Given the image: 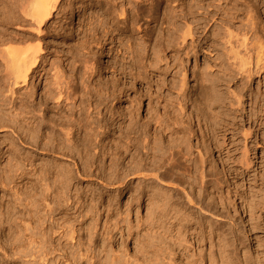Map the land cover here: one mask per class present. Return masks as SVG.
I'll list each match as a JSON object with an SVG mask.
<instances>
[{
	"label": "bare ground",
	"instance_id": "bare-ground-1",
	"mask_svg": "<svg viewBox=\"0 0 264 264\" xmlns=\"http://www.w3.org/2000/svg\"><path fill=\"white\" fill-rule=\"evenodd\" d=\"M71 1L24 0L23 5L22 1L21 5H18L22 7L19 9L21 12L23 10V17H31L30 21L40 29L52 19H57L60 15L66 18L72 13L74 6L72 3L68 5ZM239 1L243 2L241 7L233 4V0H125L121 3H118V0H92L95 5L100 6L104 14L99 16L92 12L85 20L88 21L86 30L78 35L82 36L81 39L75 41V48L71 50L69 47L72 52L69 51L70 56L66 59L67 69L61 66L62 63L59 66L50 64V69H47L44 66L48 62L44 57L43 47L40 43L35 46L29 43L32 38L28 35L29 40L20 37L13 42L23 44V47L20 45V48H11V41L7 43H11L10 48L2 50L9 60L4 77L8 84L11 83V87L10 84V88L6 85L8 91H4L5 87L2 91L0 89V133L12 134L20 144L33 146V151L41 152L45 157L55 154L69 160L74 164V168L66 166L69 170H63L64 173L63 168L59 166L57 170L62 168L61 172L54 173L51 171L53 163L49 169L47 166L50 163L38 168L32 159L28 162L31 171L34 173L35 170L41 178L39 181L44 183L41 186L42 193L40 190L38 194L36 189L39 185H33L32 181L30 188L15 195V201L20 202L19 207L25 208L23 215H20L23 212L20 213L19 207L14 204L15 207L11 206L12 202L9 206L0 205V252L6 254L4 258H11V251L16 256L20 254L21 257H30L32 262L29 259L27 264L37 261L42 264H136L137 262L126 260L120 250L116 251L108 244L116 240V234L131 237L134 229L131 223L133 209L146 207V222L163 224L166 221L171 228L175 225H190L191 229L200 226L203 230L215 232L218 238L217 264H264V238L259 236V226L254 225L252 230L247 231L241 215L232 214L228 208H223L224 205L220 204L221 208L214 201L210 190L215 184H222V181L217 178L218 173H213L209 168L206 157L208 153L205 154L198 145V148H194L179 124L186 122L185 117L190 122H198V126L201 122H248V128L243 127L244 133L242 132L245 151L239 160V164L247 168H250L253 162L249 156L250 144L258 146L261 140L264 141L263 134L261 135L264 122V91L254 93L250 89L254 77L264 71V33L260 31L259 23L261 15L253 0ZM143 3H149L147 11L141 9ZM163 5H166L164 10ZM197 13L202 18H197ZM9 15L12 16L11 13ZM243 16L246 17L245 21ZM83 17L87 16L82 14L81 18ZM15 19L12 20H18ZM218 20L221 22H217ZM142 21L147 22L145 30L144 25H141ZM211 23L212 27L215 26L211 32L213 39L209 40L210 37L206 35L204 37L209 40V43L206 41V45L209 44L208 49L200 43L197 46L198 37L207 31ZM153 24L162 27L163 31L159 36L154 34V27H151ZM101 31V34L104 33L103 39ZM116 32L121 36L119 46L116 44V36H113ZM135 32L144 36H139L137 40L133 35H129ZM110 38L112 42L109 45L112 47L108 54H112L113 58L110 68L113 70V80L90 82L89 79L102 70L100 59L97 52H93L92 44L107 43ZM6 39H0L3 40L1 43L4 44ZM200 46L211 54L216 53L221 75L218 74V78L213 79L205 72L197 73V86L189 95L188 89H185L188 85L186 76L183 75L181 84L177 81L171 83L165 77L166 66L169 63L174 71L178 68L180 71L186 60L198 54ZM119 52H123L124 56L130 59L128 67L125 58L124 61H117ZM167 52L174 54L170 57ZM83 67L85 70L82 71L85 73L80 74ZM39 69H42V72L39 73ZM50 71L54 73L51 74L53 80L49 82L48 76L52 73ZM38 73L40 76L42 73L47 76V84L42 89L39 101L33 93L35 91H28L30 87L33 88L31 81ZM85 74L88 76L85 77ZM176 74L177 71L174 79ZM148 75L162 82L156 83L153 80L155 85ZM128 77L135 83L139 81L141 85L146 86L142 97L149 101V115L144 121L139 117L140 113L138 115L135 109H132L133 105L126 110L121 109L119 116V111L116 114V111L113 112L114 110L108 107L115 101L122 107L123 98H128L129 93L127 89H120L121 85L118 86L117 82ZM236 81L237 84L241 83L236 90L223 93L222 86L228 87ZM21 88H25L27 92L19 93L18 89ZM248 96L251 103L249 111L246 108ZM103 106L106 113L100 118L103 115L100 108ZM152 108L155 110L150 112ZM225 109L227 111H223ZM116 121L126 122L121 131L122 135L116 139L117 145L110 150L100 148L99 153L95 154L94 151L99 147L95 142L101 139V133L98 131L104 128L99 122ZM234 123L223 126L227 132L239 131L238 125L241 123ZM153 126L157 128L152 135ZM172 126L173 132L169 131ZM240 127L242 128L241 125ZM166 132L170 133L165 137ZM188 136L190 138V135ZM167 137L171 138L168 144L165 141ZM101 157H107L110 164L102 165V159L100 166L98 159ZM121 157H124V162H121ZM96 164L98 165L93 170ZM52 175H56L53 182L48 178ZM75 176L92 184L91 186L95 185L89 195L91 198L94 196L90 203L89 200L86 201L90 198H87L90 190L82 194L81 189H76L74 196L68 192L71 183L76 180ZM51 182H55L54 186ZM3 186L0 184V191L6 187ZM103 191L117 199L125 193L130 195V198L124 207L119 201H109L107 204L102 198ZM59 194L62 196L58 199ZM96 194L100 195L99 199H96ZM63 207H71L76 219H57L58 212ZM255 214L253 212L250 216L254 217ZM104 218L106 221L102 226ZM52 236L54 240L60 241L58 245L53 243ZM3 238L5 240H2ZM62 240L70 241L73 249L69 251L64 248ZM101 240L108 244L100 246ZM254 240L263 248L262 252L254 253ZM140 264L155 263L145 260Z\"/></svg>",
	"mask_w": 264,
	"mask_h": 264
},
{
	"label": "rangeland",
	"instance_id": "rangeland-1",
	"mask_svg": "<svg viewBox=\"0 0 264 264\" xmlns=\"http://www.w3.org/2000/svg\"><path fill=\"white\" fill-rule=\"evenodd\" d=\"M13 1L14 0H0V39L7 38L9 40L8 42L6 41L7 39L4 40V44L1 43L3 40H0V74H1L0 75V89H1V91H2V89H5V88L7 89L9 87V84L11 87V83L8 84L7 83L8 80L4 77L6 74L5 72L7 71L6 65H8L9 60H7L8 59V58H6L7 55L5 54V52L3 53L2 50H5V49L8 50L10 48L9 46L11 43H12L11 48H12V46H13V48H14V46L16 48L17 47L20 48V45H22V47H23L24 46L23 44L13 43V42L17 41V40H15L16 38L17 39H19L20 37L21 38H23V37L27 38L29 36L32 39H30V38H27V39L28 40L30 39L29 43H31V44L33 43L32 45L35 46L36 43L37 44L40 43L41 47H43L42 49L44 50V55H45L44 57H46V61L48 62V63L44 64V66L47 69H50V68H48L50 66V64L59 66L61 63H62L61 66L63 65V67L67 69L68 63L66 62V59L69 58V56H70L69 51L72 52L71 50L73 49V47L75 48V46H76L75 41H78V39L79 40L81 39L82 36L78 37V35H80L81 33H83L84 30H86V25H87L88 21H85V20L90 17L92 12H95V14L99 15V16H102L104 14V12H103V10H101L100 6H98L97 4L95 5V3L92 2V0L91 1L90 0H85V1L84 0H72L68 4V5H71V3H72V6H74L73 7L74 11L72 13H70L66 18L65 17L62 18V15H60L59 18L52 19L49 24H47L45 26H41L39 29V28H37L36 24L34 25V22H31L32 21L31 17L27 18V15H26V17H23V14H21L23 12V10L21 12V9H19V8H22V7H20V5L21 4L23 5L24 0H21L22 2L20 0H17V1H20L21 4H20V2L18 3L16 0L14 2ZM113 1L114 0H112V2ZM124 1L125 0H118V3H121ZM233 1H234L233 4H235V5L237 4L239 7H241V5L243 3L242 1H239V0H233ZM235 1H237V2H235ZM253 1H254V4L260 10V15H261V19H262V20L261 19L259 20V23L261 25L260 31L262 33H264V0H253ZM16 2H17V4H16ZM12 3L16 4V5L13 4V5H15V7L12 5ZM18 4H20V5H18ZM215 4L219 5L220 3H215ZM78 5L80 7H78ZM148 5H149V3H143L141 9L143 11L144 10L147 11L149 8ZM75 6H77V7H75ZM165 6L166 5H163L162 10H164ZM16 9L18 11L19 10L20 11L18 12V11H16ZM11 11L14 13H12ZM199 12L203 14L202 11H199ZM10 13L12 14V16L9 15ZM17 13H18V15H17ZM81 13L83 14V16L86 15L87 17H83V19H82ZM196 17L202 18V16L198 15V13L196 14ZM23 18H25V19H23ZM12 19H15V20L18 19L19 21L17 20L14 22ZM102 19L103 18H100V20H102ZM243 19L245 21L246 17L243 16ZM220 20H218L217 22L220 23L221 22ZM147 21H150V20H147ZM145 24H147V22H144V21L141 22V25L142 26L144 25V27H143L144 30L146 28ZM212 25H213V23H211V25L209 26L207 31L203 35H201V37H198L199 40L196 41L197 46L200 43V45L202 44L201 46H203L205 49H208L209 44L206 45V43L210 39H213L211 36V32L213 31L215 26L212 27ZM237 25H240V24H237ZM151 27H154V30H155L154 34L156 36H159L161 34V32L163 31V29L160 25L153 24ZM101 33H102V31L100 32V35L102 38L104 33L103 34H101ZM114 35L116 36V39L118 40V41L116 40V44H117V46H119L118 42H119V39H121V36H120L119 32L114 33L113 36ZM129 35H133V37L136 38L137 40L141 36L142 37L144 36V34L139 35V33H136V32L133 34L130 33ZM205 35H206V37L207 36L210 37L208 41L204 39ZM9 38H11L13 40H11ZM124 39H125V37H124ZM5 41H6V43H5ZM10 41H11V43L8 45L7 43H9ZM111 42H112V39L110 38L107 41V43H105V42H103L102 44L100 43L101 46H100L99 42L92 44L93 48L92 47L91 48L94 49V51H93L94 53L97 52V54H98L97 56L100 59V65L102 67L101 68L102 70L100 72L97 71V73L95 75H93L92 78L89 79L90 82L93 81L94 83H98L101 80L102 81L104 80L105 82L113 80L112 79L113 78V76H112L113 70L110 69L111 65H113L112 64L113 58H112V54H110V55L108 54V51L112 47L111 45H109ZM201 46L198 49V54L192 55L188 60H186L183 63L182 68H180V71H179V68L176 69L177 74H176L175 79L173 77L175 72H176V71H174V68L171 67L169 63L166 66L165 77L171 83L174 81L180 82V80L183 79V75L186 76V78H187L186 80H187L188 85L186 86L185 89H188L187 91H188L189 95L193 91V88H195L197 86V83L195 82L197 73L202 74L205 72L207 74H210L213 79H217L218 77H216V75L221 73L220 72L221 70H218L221 68H219V66H218L219 61H217L216 53L214 52L215 54L214 53L211 54L208 50L201 49ZM69 47L71 50L69 49ZM85 53H87V52H85ZM172 54H174V53L167 52V55H169L170 57L172 56ZM124 58H125V61H127L125 63L127 64V67H128L130 59L127 56H124L123 52H119L116 59H117V61H124ZM64 61L66 64H64ZM83 68L80 70V74H81V72H82V74H83V72L85 73V71H82V70H85V68L84 69ZM41 70L42 69H39L38 72L39 73L42 72ZM50 72H52V73H49L50 74L48 76L49 82L51 79L53 80V76H51V74L53 75V73H54L53 71H50ZM39 73H38V75H36V77L33 79V81H31V83H33V85H34L33 88L30 87V89L28 90L31 92L35 91L33 93H35V97H36V99H38V101L41 99L40 97L42 96V93H41L43 91L42 89H44V87L47 84L46 83V77L47 76H45V73H42L41 76ZM194 73H195V75H194ZM87 76L88 75L85 74V77H87ZM148 77H150V76L148 75ZM117 78H120V77H117ZM123 78H124V76H122L121 79H123ZM129 79H130V77H128L125 80L117 82L118 86L121 85V86H119L120 89L124 88L125 90L126 89L128 90V93H129L128 98L129 99L127 98V96H125V98H123L124 103L122 104V107L117 103V101L113 102L114 104H112V103L109 104L108 107L111 108V110H114L113 112L116 111L115 112L116 114L119 111V113L117 114V116H119L121 109L126 110V108L128 109L129 107H132V105H133L132 109H135V111L138 113V115L140 113L139 117L140 118L142 117L141 119H143V121H144V119H146V117L149 115V108H148L149 101L147 100L146 97L145 98L142 97V95L144 94V92L146 90V86L141 85V83L139 81H138V83H135L132 79H130V80ZM149 80L151 82L154 80L156 83L158 81H160L158 83L162 82V80H158L157 78L153 79V77H150ZM154 81H153V83H154ZM169 81H167V82H169ZM10 82H12V81H10ZM171 83H170V86H171ZM180 84H181V82H180ZM239 84H241V83L237 84V81H236V83H231L228 87L222 86L221 90L223 91V93L226 92L227 90H229V91H232L234 89L236 90L237 87H239L238 86ZM6 89L4 91H8V89L7 90ZM250 89L254 93H257V92L259 93L261 91H264V71L259 76L256 75L254 77L253 82L250 83ZM143 90H144V92H143ZM18 91L21 94L27 92L25 88L24 89L23 88L18 89ZM153 91H154V89H153ZM249 94L250 93H248V95ZM191 96L193 97L194 94H192ZM249 98H250V96H248L247 101H246L247 111H249L250 107H251V105H250L251 103H250ZM117 105H118V107H117ZM100 110H102L101 113L103 114L102 116H100V118H103L105 116V113H106L104 106L102 108H100ZM103 110H104V112H103ZM154 110L155 109L152 108V110H150V112L154 111ZM191 111H192V108H190V112ZM217 111H222V110L217 109ZM223 111H227V109H225ZM147 112H148V114H147ZM161 112H163V109ZM106 117L108 119L110 118V116H108V115H106ZM184 119L186 120V122H179V124L181 125L180 128L182 129V131H184V133L186 132L185 133L187 135L186 137H188L187 139H189V142L191 143V145H193L194 148L195 147L198 148V146H199V148L202 149L205 154L208 153L207 154L208 156H206V157L208 160L209 168H211L213 173H215V174L218 173L216 175L219 177L215 176V179L219 178L222 181V184H220V185L215 184L214 186H212V188H211L212 190H210V191H212L210 193L212 194V196H213L212 198H214V201L217 202L219 206H220V204H221V206L224 205L225 207L223 206V208H228V210H230V212L232 214H234V215L237 214V216L241 215L242 220L244 221L245 229L247 231L252 230L254 225H258L259 226V230H258L259 236L261 235L260 238H264V141L261 140L259 142L260 145H258V146H252V144H250L251 146L249 145L250 147L248 146L249 147L248 150L251 148L249 156H251V159L253 162H252V165L249 166L250 168H247L245 166L240 165L239 160H241V158L243 156L242 152L245 151L244 150L245 140H244V134H242V132L244 130L243 127L248 128L247 127L248 122H245V123L244 122H235L238 124L241 123L238 125L240 132L238 130L237 131L229 130L227 132V129L224 128V126H223L224 122H220V123L219 122H215V123L212 122L215 126L213 124H210L209 122L208 123L207 122H203V123L201 122V125L198 126V122H194V121L190 122L187 119V117H185ZM118 121H116V122H99L100 126L102 125V126H104V128L101 126L103 128V130L100 129L98 131L99 133L102 134V135L99 134V137L101 136L100 137L101 139H98V140L96 139L98 142L94 141L96 144L99 145L98 149L96 151H94L95 154L99 153L98 150H101V149H107L108 150V148L110 150L111 147L114 148L115 145H117L116 142H118V140H116V139H119V137L122 135L121 134L122 128L124 127V124H126V122H118ZM141 123L145 124L148 122H141ZM233 123L234 122H227V123L225 122L224 125H228V124L232 125ZM262 123H263V127L261 126V128H263V129L261 130V135L263 134V137H264V131H263L264 130V122H262ZM152 124H154V123L152 122ZM210 125H212V127ZM240 125L242 126V128L240 127ZM156 128L157 127H155V126H153L151 128V134L152 135L154 134L153 132L156 131L155 130ZM201 128H202V130H201ZM171 129L169 131L173 132L174 127L172 126ZM104 130H105V132H104ZM194 130H195V133H194ZM245 131H246V129H245ZM169 133L170 132H166V134H164L165 137L167 135H169ZM188 133H190V134H188ZM188 135H190V138ZM12 136L13 135L10 133H7V135H6V133H0V184L6 186L4 188V190L0 191V202H1L0 205L1 204H4V205L7 204V206H9L8 204L10 202H12V203H10L11 206L19 207L20 202L17 203L15 201L16 200L15 198L23 190H26V188H30L32 186L31 185L32 181H34L33 185H37V186L39 185L38 188L36 189V190H38L37 191L38 194H40L39 193L40 190L42 193V189H41L42 187L41 186L44 183L39 181V180H41V178L38 176V174H36L35 170H34V173H33V171H31V165L29 164L30 163L29 161L31 159H32L33 163L38 166V168H40V166L43 164L46 165L47 163H50L47 166L50 169L51 168L50 165L52 163L53 164L55 163L54 165L52 164L53 167L51 168V171L54 173H59L58 171H60L62 168H63L62 171L65 170V172H67V170H69L67 168L72 167L71 169H73L74 164L72 162H70L69 160H64L61 157H57V155H55V154H51L50 156L45 157L44 155H41V152L33 151L35 149L33 146L31 147V145H29L30 146L29 147L28 144H27V146H25V144L22 145V144H20V142L17 141V139H14V137H12ZM113 140L115 141L116 144L114 143ZM170 140H171L170 137H169V139H168V137H167V139H165L167 144H168V141H170ZM112 141H113V143H112ZM99 142H102V143H99ZM95 143H94V145H95ZM12 144H14V145H12ZM104 144H106V145L103 146ZM255 149H256V151H255ZM122 152L124 154V151H122ZM14 156L16 158H14ZM123 158L124 157L120 158L121 162H124ZM125 158H126V156H125ZM53 159H55V160H53ZM100 160H102L104 163H102V161L100 162ZM58 163H59V165H58ZM101 163H102V165L105 164L107 166L110 164V160L109 159L107 160V157H101L98 159V164L100 166H102ZM98 164H96V166L93 168V170L96 169ZM126 164H127V162L125 161V165ZM55 165H57V167H54ZM59 166L62 168H60V170H57V168ZM66 166H67V168H66ZM33 169L34 168H32V170ZM55 176L56 175H54V176L52 175V176L48 177L49 181L53 182L55 180V178H54ZM75 177H76V180L73 181V183H71L70 187L68 188V192L70 194L72 193L74 196V195H76V189L77 190L81 189L82 194L88 193V191L90 190L89 193L87 194V198L90 197L89 196L90 192L95 188V185L91 186L92 184H88V183H86V181H84L82 179L80 180V178H77V176H75ZM2 180H3V182H2ZM5 180H6V184H4ZM36 180L38 182H40L41 184L38 183ZM54 183H52V185ZM55 186H56V184H55ZM84 195L86 196V194H84ZM61 196L59 194L57 198L59 199ZM102 196H103L102 198L105 199L107 204L109 201H113L114 203L119 201L120 205L123 207L128 203V199L130 198V195L125 193L122 197H118V199H117V198H114V196L112 197L111 195H109V193H106V191L102 192ZM21 198H23V197H21ZM92 198L90 197V198L86 199V201L89 200V203H90L92 201ZM99 198H100V195L96 194V199H99ZM112 198H114V200ZM49 200H50V198H49ZM21 204H23V202H21ZM23 207L24 206H21V208L19 207L20 213L23 212L20 215H23L26 212L25 208H23ZM119 208H120V206H119ZM17 212H18V210H17ZM59 212H58L59 216L57 219H62V218L64 220L76 219V217H75L76 215H75V213L71 207L70 208L63 207V208H61V210ZM253 212H254V214L255 213L256 214L254 215V217H251L250 214H252ZM146 214H147V208L146 207H143L140 209L135 207L133 209L132 214H131V223H133L132 225L134 226L133 235H131V237L128 238L127 236L122 237L120 234H116L117 238H116V240L112 241V243L110 242L108 244V242H104L103 240H101V241H99V245L102 246L103 244H106V245L108 244L109 247L112 246L116 251L120 250L119 252H121L125 255L124 258L126 260H131L132 262H137L136 264H140L141 262H143L145 260H147L149 262L152 261L155 264H217L216 261H217V255H218V238H217V235L215 232H211L208 229L203 230V229H201L200 226H194L192 228L193 229L192 230L189 227L190 225H185V226L175 225L174 228H171L170 224L166 221H164L163 224L146 222V220H144V218H146ZM105 221H106V218H104L102 220V222H101L102 226H103ZM2 240H5V238H3ZM52 241H53V243H55L57 245L60 242V241L58 242L57 239L54 240L53 236H52ZM65 241L66 240L61 241V243H63L64 248L69 249V251L72 250L73 249L72 243L70 241L69 242L68 241L65 242ZM252 246H253V251L255 254L263 251V248L260 247V245L258 246V244L255 240L253 241ZM257 248H259V249H257ZM260 248H262V249H260ZM69 251H68V253H70ZM1 252H0V264H8V263L9 264H27L26 261H28L29 259H30L29 261L32 262L30 257L28 258V256H25V255H24V257H23V255L21 257L20 254H17V256H16V255H13V253H11V251H9L10 252L9 254L10 255L12 254L11 256L12 257L15 256V258H12L11 256L10 257L12 259L11 258H4L6 256V254L1 253ZM25 257L28 259H26ZM10 260L13 262H11ZM32 264H42V263L37 261L36 263H32Z\"/></svg>",
	"mask_w": 264,
	"mask_h": 264
}]
</instances>
